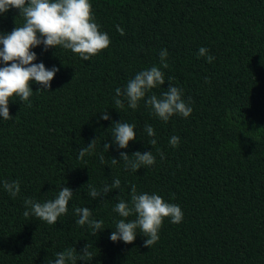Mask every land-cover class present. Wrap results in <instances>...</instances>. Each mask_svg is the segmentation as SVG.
<instances>
[{
  "label": "trees",
  "instance_id": "1",
  "mask_svg": "<svg viewBox=\"0 0 264 264\" xmlns=\"http://www.w3.org/2000/svg\"><path fill=\"white\" fill-rule=\"evenodd\" d=\"M90 2L110 47L90 61L61 47L31 49L34 63L59 69L51 89L37 91L41 86L33 83L31 106L17 98L9 104L13 120L0 117V182L19 180L21 187L13 198L0 183V264H51L56 253H79L85 244L93 255L88 264H264V0ZM23 23L18 9L0 14V32ZM200 47L215 57L212 63L198 57ZM162 49L169 53V68L161 69L166 82L152 92L159 96L173 77L183 98H191V116L165 123L143 101L136 110L126 102L116 108L115 89L139 71L160 67ZM105 110L109 120L101 119ZM121 120L136 125L127 149L112 143L111 127ZM145 125L156 132L153 148ZM174 135L180 137L176 148L169 144ZM93 139L95 153L79 159ZM104 143L112 144L108 151ZM151 150L156 164L137 172L120 160L121 151ZM112 158L120 162L112 165ZM116 178L119 190L97 200L88 196V184L99 190ZM132 185L184 213L179 224L165 219L150 248L139 232L131 244L110 240L121 219L113 208L119 199L130 201ZM62 187L74 195L56 224L23 216L26 198L42 203ZM75 207H89L103 230L93 235L76 224Z\"/></svg>",
  "mask_w": 264,
  "mask_h": 264
},
{
  "label": "clouds",
  "instance_id": "2",
  "mask_svg": "<svg viewBox=\"0 0 264 264\" xmlns=\"http://www.w3.org/2000/svg\"><path fill=\"white\" fill-rule=\"evenodd\" d=\"M19 10L23 17L22 26L15 27L11 32H0V117L4 120H13L10 115V101H19L31 106L30 97L33 95L31 85L39 84V90L51 89V81L54 79L59 69L53 66L47 69L43 62L34 63L37 55L31 49L40 45L44 50L61 47L71 50L82 60L90 61L107 50L112 41L109 34L101 30V25L96 21V16L90 0H0V14L6 13L10 9ZM121 36L125 35L124 29L116 26ZM209 50L200 47L198 57H204L208 63H212L214 56L208 54ZM55 55V53H54ZM169 53L167 49H162L159 53L160 67L155 65L145 70L139 71L134 78L127 82L121 89H115L113 97L116 108L123 109L125 102L127 107L136 110L140 107L141 101L150 112L161 121L167 123L173 116L188 118L193 112L191 98L186 101L183 90L174 86L171 81L173 77H168L169 87L157 96L153 89L161 88L165 84V72L161 69L169 68L167 62ZM205 82L208 79L205 78ZM162 89V88H161ZM102 120H109L110 115L107 110L101 112ZM113 141L118 149H127L131 141L137 138L136 125L120 122H113ZM144 131L152 139L149 145H157L156 132L151 125H145ZM97 139H93L86 147L79 150V159L83 160L85 155L95 153ZM180 137L172 136L169 140L171 147L179 146ZM112 146L104 143L103 148L108 151ZM161 160L165 158L163 151L156 149ZM101 163L105 162L104 155L100 154ZM120 160L125 164L126 169L137 172L140 168H149L156 164V156L153 151H136L129 156L126 152H120ZM116 158L111 159V164L120 162ZM2 187L7 193L15 198L21 192L19 180H3ZM88 184V183H87ZM119 178L113 180L111 184H105L99 190L88 184V196L97 200L107 196L112 190L120 189ZM73 190L70 187H62L54 199L38 202L33 198L24 200L26 210L23 216L36 217L38 220L49 225L56 224L58 219L68 213L69 202L73 198ZM113 211L118 213L119 219L116 227L110 235L112 242L123 241L131 244L135 241L138 232L146 237L144 247L150 248L159 239V233L165 219H169L173 224L183 221L184 213L182 209L173 203L166 202L161 195L147 192L137 193L135 185L131 186L130 201L119 199ZM74 213L79 217L75 222L80 226L87 225L92 229V234L96 235L103 230L104 222L93 218L92 210L89 207H75ZM135 217L134 219H128ZM93 258L89 251V245L85 244L81 252L76 248H67L63 252L56 253V259L51 264H77L82 260L85 264Z\"/></svg>",
  "mask_w": 264,
  "mask_h": 264
}]
</instances>
